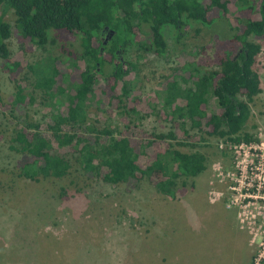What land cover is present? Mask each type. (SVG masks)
Here are the masks:
<instances>
[{
    "label": "rangeland",
    "instance_id": "obj_1",
    "mask_svg": "<svg viewBox=\"0 0 264 264\" xmlns=\"http://www.w3.org/2000/svg\"><path fill=\"white\" fill-rule=\"evenodd\" d=\"M249 16L250 12L240 11L237 4L230 2L225 19L211 27L191 23L190 28L178 37L176 29L167 26L164 35L168 52L164 57L144 52L134 45L121 60L125 70L130 69V64L136 67L124 81L130 89L127 108H135L137 114L106 113L99 109L106 100L102 92L105 88L103 79L98 81L87 101L92 123L112 125L119 132H131L138 143L143 144L140 163L144 167L156 150V146L148 144L153 139L152 134L175 132L177 140L168 142L176 149L186 153L200 152L207 157V171L197 178L180 179L174 198L158 193L147 178L133 185H109L74 170L63 179H41L39 182L25 179L20 176L25 156L11 146L15 145V132L26 124V119L21 117L22 110L15 115L17 117L11 110L1 113L0 264H145L153 253L156 254L152 258L154 264L158 261L159 264H252L260 251V242H252L249 230L252 225L248 217L253 207L246 210V216L242 215L245 219L242 223L240 213L243 208H229L228 204L235 197L240 198L242 206L247 202L260 203L264 191L257 188L247 191L245 188L243 194L257 196L246 200L232 190L235 185L227 174L236 170L235 147L191 131L189 121L185 127L189 134H185L168 116L171 110L165 106L162 88L169 76L178 72L185 74L183 68L187 64L211 59L218 47L217 41L226 42L231 28L238 25L237 19ZM0 17L12 26L13 35L8 40L11 58L23 69L18 81L12 82L0 59V102L10 106L16 88L22 87L24 94L34 99L28 117L39 123L44 135L51 138L48 121L68 107L70 98L75 95L73 58L80 51V39L67 32L51 31L50 43L45 48L36 47L33 52H25L14 34L16 16L13 10L0 6ZM148 32L145 26L139 43L148 38ZM253 41L262 47L254 68L260 77L262 92L251 104L252 117L247 131L260 143L264 142V39ZM56 60L65 93L52 99L38 89L36 83L51 75L54 66L57 67ZM76 63L80 70L86 68L83 60L77 59ZM111 69L110 65L106 66V74ZM177 80L183 88L191 86L181 78ZM122 87V84L118 87L119 94H122ZM178 105L185 106V101L179 100ZM208 110L210 114L219 113L214 97L209 99ZM66 130L81 132L76 127H66ZM159 147L163 146L160 144ZM251 180L256 179L248 174L246 184ZM163 202L174 205L170 210H163L168 211L169 216L167 222L161 220L163 224H159L156 207ZM210 202L219 204L210 206ZM165 223L172 235L165 233L166 237L160 241L161 236L153 233L163 229ZM263 228L262 223L256 225L259 233ZM260 238L264 240V235ZM157 247L170 256L157 257L160 252Z\"/></svg>",
    "mask_w": 264,
    "mask_h": 264
},
{
    "label": "trees",
    "instance_id": "obj_2",
    "mask_svg": "<svg viewBox=\"0 0 264 264\" xmlns=\"http://www.w3.org/2000/svg\"><path fill=\"white\" fill-rule=\"evenodd\" d=\"M230 2L237 4L240 11L250 12V16L237 19L238 25L231 28L226 42L217 41L211 59L187 64L183 68L185 74L169 76L162 88L165 106L171 110L168 116L185 134H189L185 128L189 121L191 131L233 147L257 141L247 131V125L252 117L251 104L262 92L260 77L254 69L262 47L253 39H264V0H0V6L13 10L16 16L14 34L23 51L45 48L50 43L51 31L78 37L81 47L73 58L75 95L68 107L48 121L51 138L28 117L34 99L24 94L22 87L16 88L10 106L0 102V115L11 110L15 116L22 110L21 117L26 119V124L15 132V145L11 146L25 156L20 176L39 182L63 179L76 170L109 185H133L147 178L161 195L176 197L180 179L197 178L207 171V157L200 152L176 149L168 142L177 140L175 132L152 134L148 144L156 146V150L144 167L140 163L143 144L131 132L92 123L87 101L103 79L106 100L99 109L106 113L137 114L135 108H127L130 89L124 81L136 67L130 64V69L125 70L123 56L136 45L144 52L164 57L168 52L165 27L175 28L178 37L191 23L211 27L225 19ZM145 26L149 36L139 43ZM106 30L111 36L107 43ZM12 35V26L0 17V59L3 70L16 83L23 69L11 58L8 40ZM77 59L86 63L85 69L78 68ZM56 63L51 75L36 83L52 99L65 93L60 84L59 62ZM108 65L112 69L106 74ZM178 78L191 86L183 88ZM211 97L216 99L219 113H209ZM179 100H184L185 106L178 105ZM66 127H76L81 132L72 133Z\"/></svg>",
    "mask_w": 264,
    "mask_h": 264
},
{
    "label": "built area",
    "instance_id": "obj_3",
    "mask_svg": "<svg viewBox=\"0 0 264 264\" xmlns=\"http://www.w3.org/2000/svg\"><path fill=\"white\" fill-rule=\"evenodd\" d=\"M234 147L236 150L235 152L237 160L236 170L228 172L227 174L232 184L235 185L234 187H232V190L238 193V196L246 200L256 199L257 196H251L247 193L243 194V191L245 190V188L247 189V191H250L253 188H257V190H259L260 192L264 191V142L259 143V140H257L256 142H252L251 144L243 143ZM248 174L254 176V179L256 180H251L248 184H246ZM219 176L223 177V173L219 172ZM237 184L239 185L238 187ZM260 199V203L247 202L245 206H242L243 203H241L240 198L235 197L231 201V203L228 204L229 208H243V212L240 213L241 219L242 215H247L246 210L250 207H253V212L250 213V218L248 217V220L250 221L249 224L252 225L249 227V230L250 234L252 235V242H260V251L253 260L252 264H264V240L260 238V236L262 237L264 235V228L263 232L261 233H259V230H256V225L258 223H262V225L264 226V196L260 197ZM241 222L244 223L245 219H242Z\"/></svg>",
    "mask_w": 264,
    "mask_h": 264
},
{
    "label": "crops",
    "instance_id": "obj_4",
    "mask_svg": "<svg viewBox=\"0 0 264 264\" xmlns=\"http://www.w3.org/2000/svg\"><path fill=\"white\" fill-rule=\"evenodd\" d=\"M219 203H217V202H210V206L211 205H213V206H217ZM173 202H163V205H157V207H156V210H158V211H156V213H155V215H157V220H159L160 222H159V224H163L164 222H167V219H166V217L168 218V216H169V212L168 211H163V210H170V209H172V207H173ZM160 210V211H159ZM154 215V216H155ZM234 215H235V218L236 219H238L237 218V214H236V212L234 213ZM161 220H162V222L163 223H161ZM168 224L167 223H165L164 224V228L163 229H160L159 231H157V232H154L153 233V235H157V236H161V239H160V241L162 240V239H164L165 237H166V235H165V233L167 234V235H172L171 234V232H170V228L167 226ZM168 227V228H167ZM167 231V232H166ZM162 234H163V236H162ZM161 243V242H160ZM157 250L158 251H160L159 253H158V255H157V257H167V256H170L169 255V253H165V250H163V249H159L158 247H157ZM156 256V254L155 253H153V254H150V256H149V258H148V261H146L145 262V264H154V259H152L153 257H155ZM168 259H169V257H168ZM168 262H170V260H168ZM156 264H159V261L156 263Z\"/></svg>",
    "mask_w": 264,
    "mask_h": 264
},
{
    "label": "flooded vegetation",
    "instance_id": "obj_5",
    "mask_svg": "<svg viewBox=\"0 0 264 264\" xmlns=\"http://www.w3.org/2000/svg\"><path fill=\"white\" fill-rule=\"evenodd\" d=\"M107 31V30H106ZM109 34H110V32H109V30L106 32V35L108 36V39H107V41H106V43L108 42V41H110V38H111V36H109Z\"/></svg>",
    "mask_w": 264,
    "mask_h": 264
}]
</instances>
